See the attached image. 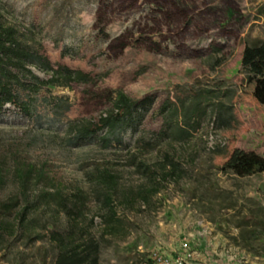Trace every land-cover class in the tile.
<instances>
[{"label": "rangeland", "instance_id": "rangeland-1", "mask_svg": "<svg viewBox=\"0 0 264 264\" xmlns=\"http://www.w3.org/2000/svg\"><path fill=\"white\" fill-rule=\"evenodd\" d=\"M262 5L264 0H0V10L8 17L34 26L54 65L89 72L96 80L52 90L71 103L64 121L97 117L105 109V102L94 97L100 88H122L134 98L152 96L155 104L139 132L126 136L133 146L140 132L150 138L160 128L159 107L177 85L187 89L197 82L225 83L236 93L237 122L232 127L216 128L206 115L188 141L167 140L161 150L143 156L159 183L157 204L125 212L132 232L104 249L102 264H149L154 250L174 257L182 253L183 241L189 242L197 264H264V256H253L230 238L238 232L235 212L248 208L251 200L264 206V173L241 177L221 168L235 148L264 156V78H249L241 66L247 40L264 37ZM99 26L110 36L133 32L131 45L120 55L108 52L96 37ZM215 46L222 48L225 62L211 70L205 58ZM65 47L72 48V55H63ZM155 47L158 51L151 50ZM61 125L55 122L35 131L11 112L0 117V136L10 140L38 135V144H25L30 155L53 162L71 187L90 189L87 172L96 160L118 169L126 186L153 184L152 176L127 165L124 152L64 146L57 134ZM166 154L179 164L172 174ZM13 189L9 183L1 196ZM230 204L235 208H227ZM90 211H98L94 202ZM39 245L22 253L0 250V264H53L52 252L46 262L41 260Z\"/></svg>", "mask_w": 264, "mask_h": 264}, {"label": "trees", "instance_id": "trees-1", "mask_svg": "<svg viewBox=\"0 0 264 264\" xmlns=\"http://www.w3.org/2000/svg\"><path fill=\"white\" fill-rule=\"evenodd\" d=\"M260 12L264 14V5ZM132 34L126 30L110 36L104 27L96 28V37L106 50L118 55L131 45ZM71 50L65 47L63 55H72ZM151 50L158 51L156 47ZM221 52L222 48L215 46L206 56L211 70L224 64ZM241 66L249 78H264V37L247 40ZM74 83L95 84L96 80L89 72L54 65L34 26L25 27L0 10V117L17 113L35 131L61 122L57 134L64 146L119 150L126 154L127 165L152 178L155 171L143 158L145 154L161 150L167 140L188 141L206 115L219 129L237 122L236 93L225 83L210 86L197 82L187 89L177 85L159 107L160 128L150 138L140 132L132 146L126 136L129 131L139 132L155 98H134L122 88H100L94 97L105 102V109L97 117L64 121L71 103L52 90ZM39 141V136L31 133L10 140L0 136V250L21 252L40 243L43 262L52 252L53 264H102L104 249L114 241L127 239L132 232L133 223L125 212L156 206L160 191L157 177L150 186H126L118 169L108 161L96 160L87 172L90 189L71 187L53 162L30 155L25 144ZM165 161L173 170L169 174L178 169L179 164L167 154ZM221 168L241 177L264 173V156L235 148ZM9 183L14 189L1 196ZM92 202L98 211L91 215ZM234 217L238 232L230 237L233 243L253 256H264V206L251 200L249 207L235 212ZM147 262L154 263L151 256Z\"/></svg>", "mask_w": 264, "mask_h": 264}, {"label": "built area", "instance_id": "built-area-1", "mask_svg": "<svg viewBox=\"0 0 264 264\" xmlns=\"http://www.w3.org/2000/svg\"><path fill=\"white\" fill-rule=\"evenodd\" d=\"M181 249L182 253L174 257H170L159 250L152 251L150 256L154 264H197L194 261V252L188 241H183L181 243Z\"/></svg>", "mask_w": 264, "mask_h": 264}, {"label": "crops", "instance_id": "crops-1", "mask_svg": "<svg viewBox=\"0 0 264 264\" xmlns=\"http://www.w3.org/2000/svg\"><path fill=\"white\" fill-rule=\"evenodd\" d=\"M222 256H225V254L222 253ZM226 258H227V260H230L232 257L230 258L227 256ZM255 260H259V257H255ZM251 262L254 263L255 261L252 260Z\"/></svg>", "mask_w": 264, "mask_h": 264}]
</instances>
